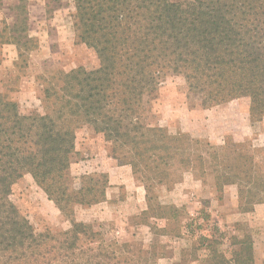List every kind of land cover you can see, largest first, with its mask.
<instances>
[{"label":"trees","instance_id":"obj_1","mask_svg":"<svg viewBox=\"0 0 264 264\" xmlns=\"http://www.w3.org/2000/svg\"><path fill=\"white\" fill-rule=\"evenodd\" d=\"M1 2V0H0ZM76 38L97 66L56 71L45 80L43 110H21L0 92V264H149L124 242L106 240L95 224L74 218V207L105 200L106 172L70 176L76 129L89 126L111 144L112 156L149 182H169L170 163L201 171L205 156L217 191L235 184L239 210L264 201V173L251 148L213 147L188 133H170L146 120L145 98L167 77L179 78L204 107L233 99L249 117H264V0H72ZM4 22L0 42L28 55L26 4ZM61 0H45L47 13ZM22 58V65L26 62ZM254 151V149H251ZM30 174L69 227L37 231L11 199L12 186ZM261 181V182H260ZM148 189V186L145 185ZM160 208V207H159ZM157 217H175V207ZM207 248L211 264H254L250 234L233 237L230 258ZM114 241V242H112Z\"/></svg>","mask_w":264,"mask_h":264},{"label":"rangeland","instance_id":"obj_2","mask_svg":"<svg viewBox=\"0 0 264 264\" xmlns=\"http://www.w3.org/2000/svg\"><path fill=\"white\" fill-rule=\"evenodd\" d=\"M23 3L34 47L28 55L18 58L13 45L0 42V92L16 101L21 110L42 111L45 80L56 71L97 66L98 60L93 50L76 38L72 0H61V7L51 13L45 10V0H23ZM18 4L20 0H1L0 30L4 22L15 21L13 8ZM145 100L148 123L170 133H188L192 138L209 141L215 148L231 141L244 143L254 149L250 151L260 173H264V117L259 121L251 119L244 101L233 99L220 105L201 106L187 94L177 77H167L159 90ZM111 160L119 164L112 156L109 142L87 125L76 129L69 168L75 186L79 185L77 176L104 172ZM207 162L206 155L203 169L196 172L183 169L173 160L170 181L150 182V190L149 182H143L141 174H133L126 165L133 180L129 186L135 182L141 189L126 190L120 186L119 200L112 202L106 212L96 203L75 211L74 218L95 224L106 240L125 242L136 257L148 259L149 264H211L215 259L204 238L212 239L214 252L230 258L233 237L245 234L251 236L254 264H264V201L250 211L241 212L235 184L224 185L217 192L211 190L214 179ZM121 174L124 176L125 170ZM11 199L37 231L65 229L70 225L30 174H24L13 184ZM169 206L176 208L175 217L156 216L168 213Z\"/></svg>","mask_w":264,"mask_h":264},{"label":"crops","instance_id":"obj_3","mask_svg":"<svg viewBox=\"0 0 264 264\" xmlns=\"http://www.w3.org/2000/svg\"><path fill=\"white\" fill-rule=\"evenodd\" d=\"M126 169H127V173H126ZM103 170L104 172L108 174V179H109L108 187L106 188V191H105V200L97 203V204L102 205L100 206V208L103 210V212H106L109 209V205L112 204V202L119 200L118 189L120 186H123L126 190L129 188L136 189V190L141 189V187L135 182H132L131 186H129L132 178L130 174V168L126 167V165H119L113 162V160H111V163H109V165ZM123 170H125L124 176L121 174ZM212 182L213 183L212 185H210V188L211 190L213 189L214 192H217V188H216V185L214 184V180H212ZM84 207L88 208L89 206L77 205L74 207V212L75 211L77 212V210L79 211L83 209Z\"/></svg>","mask_w":264,"mask_h":264}]
</instances>
